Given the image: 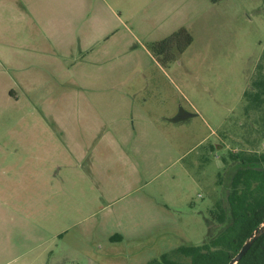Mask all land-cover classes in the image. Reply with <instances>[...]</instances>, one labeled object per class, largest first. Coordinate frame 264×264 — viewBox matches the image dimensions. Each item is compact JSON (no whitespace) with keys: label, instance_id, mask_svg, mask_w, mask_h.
I'll list each match as a JSON object with an SVG mask.
<instances>
[{"label":"rangeland","instance_id":"1","mask_svg":"<svg viewBox=\"0 0 264 264\" xmlns=\"http://www.w3.org/2000/svg\"><path fill=\"white\" fill-rule=\"evenodd\" d=\"M0 1L4 77L46 86L67 143L89 145L63 162L55 228H11L0 264L186 263L179 247L221 230L208 214L239 159L264 153V92L244 95L264 85V0H64L80 27L59 68L18 45L35 1ZM179 28L192 43L163 67L150 47Z\"/></svg>","mask_w":264,"mask_h":264},{"label":"crops","instance_id":"2","mask_svg":"<svg viewBox=\"0 0 264 264\" xmlns=\"http://www.w3.org/2000/svg\"><path fill=\"white\" fill-rule=\"evenodd\" d=\"M34 1L31 6L33 13L23 14L29 36L18 37V45L20 48L23 46V42H19L22 39L27 44L26 49L33 54L44 60H55L58 68L62 67L60 60L67 54L71 41L69 32L78 30L80 25L75 23L74 17H66L69 10L63 6L64 0H58L57 5L52 0ZM92 39L96 40V37ZM83 49L72 51L80 55ZM45 88L34 82L22 80L17 83L13 78H6L3 66H0L1 247L9 244L11 228L24 226L28 229L34 225L42 227V224L46 231L55 228L59 201L58 192L55 193L53 188L61 182L63 162L75 165L79 158L83 159L88 154L85 151L88 144L81 145L74 152L76 143H67L71 136L63 137L56 126L63 116L60 112L54 115L48 109L59 110L61 103L37 94Z\"/></svg>","mask_w":264,"mask_h":264},{"label":"trees","instance_id":"3","mask_svg":"<svg viewBox=\"0 0 264 264\" xmlns=\"http://www.w3.org/2000/svg\"><path fill=\"white\" fill-rule=\"evenodd\" d=\"M219 1V0H213ZM192 43L188 30L179 28L166 39L153 44L150 53L163 67L175 60L173 54L184 53ZM259 90L251 95L244 92L249 102H262L263 82L257 83ZM239 168L230 179V190L226 195L228 209L216 207L209 211V220L221 225V230L211 239L198 246H184L177 249V255L187 259L186 263L174 262L166 256L154 264H228L253 232L264 221V153L239 159ZM114 236L112 239H120ZM236 264H264V234L260 235Z\"/></svg>","mask_w":264,"mask_h":264},{"label":"water","instance_id":"4","mask_svg":"<svg viewBox=\"0 0 264 264\" xmlns=\"http://www.w3.org/2000/svg\"><path fill=\"white\" fill-rule=\"evenodd\" d=\"M264 234V221L263 223L260 225L259 228H256L253 232V236L252 238L248 239L245 244H243L239 251L237 252V254L234 256V258H232V260L230 262H228V264H236L238 263L243 256H245V254L247 253V251L249 250L250 246H252V244L255 242V240L260 236Z\"/></svg>","mask_w":264,"mask_h":264}]
</instances>
